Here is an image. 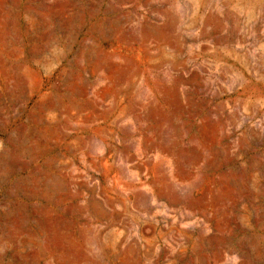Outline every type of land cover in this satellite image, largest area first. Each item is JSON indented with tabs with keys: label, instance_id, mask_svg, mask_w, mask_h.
<instances>
[{
	"label": "rangeland",
	"instance_id": "374dc122",
	"mask_svg": "<svg viewBox=\"0 0 264 264\" xmlns=\"http://www.w3.org/2000/svg\"><path fill=\"white\" fill-rule=\"evenodd\" d=\"M0 264H264V0H0Z\"/></svg>",
	"mask_w": 264,
	"mask_h": 264
},
{
	"label": "bare ground",
	"instance_id": "6f19581e",
	"mask_svg": "<svg viewBox=\"0 0 264 264\" xmlns=\"http://www.w3.org/2000/svg\"><path fill=\"white\" fill-rule=\"evenodd\" d=\"M151 27H149L150 29ZM53 243L65 250L69 249V250H75L77 249L76 246L69 244L64 237V234L59 233L56 238L54 239Z\"/></svg>",
	"mask_w": 264,
	"mask_h": 264
}]
</instances>
